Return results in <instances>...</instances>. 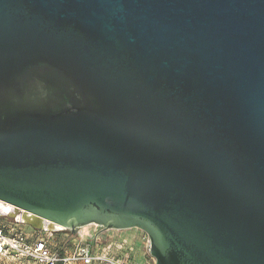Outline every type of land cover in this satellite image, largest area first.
Returning <instances> with one entry per match:
<instances>
[{"label": "water", "instance_id": "obj_1", "mask_svg": "<svg viewBox=\"0 0 264 264\" xmlns=\"http://www.w3.org/2000/svg\"><path fill=\"white\" fill-rule=\"evenodd\" d=\"M0 200L264 264V0H0Z\"/></svg>", "mask_w": 264, "mask_h": 264}, {"label": "built area", "instance_id": "obj_2", "mask_svg": "<svg viewBox=\"0 0 264 264\" xmlns=\"http://www.w3.org/2000/svg\"><path fill=\"white\" fill-rule=\"evenodd\" d=\"M4 203L14 208L12 204ZM0 213L5 216L0 217V257L11 259L18 264L28 262L34 264H100L104 259V255L98 248V243L102 238L96 234L91 236L81 232L76 236V241L71 248L56 249L50 245L49 238L43 234L44 231L51 230L33 227L25 229L20 226V224H25L22 221L10 219L5 211ZM55 230L71 231L69 228H55ZM145 236L150 242L147 232Z\"/></svg>", "mask_w": 264, "mask_h": 264}, {"label": "rangeland", "instance_id": "obj_3", "mask_svg": "<svg viewBox=\"0 0 264 264\" xmlns=\"http://www.w3.org/2000/svg\"><path fill=\"white\" fill-rule=\"evenodd\" d=\"M0 217H5L0 213ZM25 229L32 227L27 224H20ZM104 226V225H103ZM47 229V228H46ZM43 234L49 238V243L53 248H71L75 243V238L79 233L87 235H98L102 240L98 243L100 252L104 259L100 264H156L154 255L150 251V242L145 236V231L138 227L132 228H107L89 225L80 226L76 230L56 231L47 229ZM102 245V246H100ZM0 264H18L17 262L0 257ZM27 264H34L28 262Z\"/></svg>", "mask_w": 264, "mask_h": 264}, {"label": "bare ground", "instance_id": "obj_4", "mask_svg": "<svg viewBox=\"0 0 264 264\" xmlns=\"http://www.w3.org/2000/svg\"><path fill=\"white\" fill-rule=\"evenodd\" d=\"M3 211H5L6 213L11 212V214L14 215L16 218H18L20 221L25 220L35 225H41L47 229H52V228L64 229L65 228V226L63 225L55 224L54 222L47 220L41 216H38L37 214L30 212L28 210L21 209L16 206L14 209H12L11 205L0 201V212H3ZM89 225H96L100 228L104 227L103 224H100L98 222H92V223L85 224L84 227H88Z\"/></svg>", "mask_w": 264, "mask_h": 264}]
</instances>
